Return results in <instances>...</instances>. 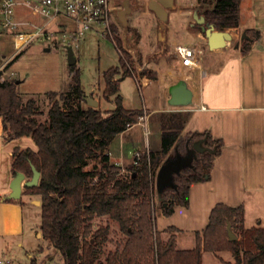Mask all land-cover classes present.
<instances>
[{
  "label": "trees",
  "instance_id": "16d2710c",
  "mask_svg": "<svg viewBox=\"0 0 264 264\" xmlns=\"http://www.w3.org/2000/svg\"><path fill=\"white\" fill-rule=\"evenodd\" d=\"M196 7L201 10L206 28L225 31L240 25L238 0H197ZM191 27L201 32L197 24ZM127 31L134 33L137 42L139 35L129 27ZM242 33L239 47L246 55L260 33L251 28ZM115 41L120 52L119 66L102 72L101 93L105 101L113 103L112 109L83 106L84 93L75 65L70 66L68 90L48 93L46 122L39 121L42 112L33 99L24 102L18 95L15 80L0 81L3 138L11 141L31 137L37 147L36 151L13 148L11 172L12 176L20 172L27 179L32 176L31 166L40 172L38 185L25 188V193L40 196L42 238L59 253L63 264H202L203 252H230L232 261L223 264H264V227L258 224L246 228L242 206L217 203L205 228L195 233L191 249H177L174 234L165 243L161 241L153 223L154 182L164 159L179 141H185L189 148L201 142L204 148L195 154L190 167L174 174L175 188L163 189L161 211L169 217L175 207H188L191 185L208 179L223 141L212 138L209 132L188 133L182 138L190 113L167 112L159 120L158 150L139 152V158L126 168L112 162L109 149L113 140L148 114L122 105L119 81L134 74L135 67L133 56L123 48L118 36ZM145 73L143 70L140 76L145 77ZM148 78L156 79V72H149ZM90 163L92 166L87 168ZM1 200L22 204L20 199L7 196ZM104 216L118 224L126 239L121 249L100 261L98 250L106 242L109 228L94 229L93 220ZM227 226L236 240H228ZM167 229L176 231L174 227ZM29 264L37 261L31 258Z\"/></svg>",
  "mask_w": 264,
  "mask_h": 264
},
{
  "label": "rangeland",
  "instance_id": "374dc122",
  "mask_svg": "<svg viewBox=\"0 0 264 264\" xmlns=\"http://www.w3.org/2000/svg\"><path fill=\"white\" fill-rule=\"evenodd\" d=\"M123 1L111 0L113 11L110 19V32L112 37L97 39L95 31L87 30L76 42L68 37V34L75 28L74 24L67 18H58L57 21L66 26L65 36L62 35V31L56 32L49 46L36 40L18 55L13 48L9 34L0 30V72L2 74L0 81L7 79L18 82L16 84L18 95L24 102L33 99L38 110L42 112L38 117L39 121L46 122L49 108L48 93H64L69 88L71 73L67 48H71L76 59L75 68L80 73L84 95L92 96L99 103L100 109H112L113 103L105 101L101 95L104 85L102 72L110 67L119 66L120 52L115 41V36H118L123 48L133 56L135 67L134 74L119 81L118 93L122 98V105L125 109L148 112V116L141 118L139 120L141 123L128 133L136 137L131 147L134 150L145 148L146 140L150 147L155 145L156 140L158 143L160 140L158 132L161 133L159 120L163 113L162 109L177 108L168 104V98L166 99L168 88L174 75H186L185 70L187 69L179 65L177 67V58L173 52L174 45L197 47L202 50V57H205L210 49L206 45L205 36L201 33L203 38L201 42L197 30L191 27L194 23L192 14L197 0H176V8L174 9L172 5L167 10L169 17L165 21L159 20L148 9V3L151 0H129L131 11L126 16V25H123L117 16L123 8ZM25 15V11L19 9L18 16L23 18L26 17ZM127 27L139 35L137 42H135L134 33L127 31ZM225 31L232 33V30ZM240 40L239 36H236L232 39L233 42L231 41L232 45L236 42L240 43ZM46 48L49 50L46 51ZM137 53L140 55L139 60ZM153 69L157 71V79L148 78L149 72ZM169 69L173 74H168ZM143 70L146 71L145 77L140 76ZM186 77L193 76L188 74ZM145 79L149 80L147 85H144ZM83 106H87L85 102ZM145 131L148 132L147 135ZM15 147L37 150L31 137L8 141L3 138V132L0 134V190L8 191L4 196L10 193V182L13 178L10 153ZM133 153L132 151L128 157L133 158ZM91 166L92 163L87 168ZM158 192L156 182H154L153 223L154 229L160 234L161 241L165 243L173 234V231L166 229L167 226L173 224L181 228L178 234L177 249L191 248L195 233L201 232L208 222L206 206L194 205L190 211L177 209L170 217L162 216V201L156 200ZM20 200L22 204L11 205L9 203L6 205L0 202V205H3L0 207V260L10 259V264H29L30 259L34 258L37 264H63L59 253L41 236V207L40 204H36L37 201L40 202V196L28 195L23 189ZM249 214L253 216V213ZM257 215L259 219H262L261 226L264 227V207L259 209ZM93 225L94 229L99 226L109 228L106 242L99 248L97 254L98 260L104 261L109 253L122 248L126 235L120 231L118 224L107 216L96 217ZM221 256L232 261L230 252H222ZM203 264L220 263L214 259V253L205 252Z\"/></svg>",
  "mask_w": 264,
  "mask_h": 264
},
{
  "label": "crops",
  "instance_id": "0c3cea01",
  "mask_svg": "<svg viewBox=\"0 0 264 264\" xmlns=\"http://www.w3.org/2000/svg\"><path fill=\"white\" fill-rule=\"evenodd\" d=\"M238 3L240 25L232 30V39L236 36L241 38L243 30L247 28L259 31V39L246 55L241 53L239 43L232 45L231 40L224 48L210 49L205 57L201 56L203 52L199 49L201 54L195 67H184L177 59V67L179 65L187 69L186 75H174L169 86L178 80H184L192 91V106L168 107L162 109V112L190 113L182 130V138L188 133L209 132L212 138L223 141L221 153L214 159L208 179L191 185L188 207L177 206L172 215L177 209L190 211L194 205L206 206L207 217L217 203L229 207L242 206L244 226L250 228L261 225L262 219H259L257 212L264 207V0H238ZM173 8H176V0H173ZM168 17L167 11V19ZM197 35L202 42L201 32ZM153 71L157 72L155 69ZM168 74L173 72L169 69ZM188 74L193 77L187 78ZM145 80L144 85H147L149 80ZM140 123L118 135L110 145V160L122 168L132 162L133 158L128 157L132 151L144 152L160 148V140L158 143L156 140L153 147L146 140L145 148L132 150L136 137L128 133ZM144 133L147 135L148 132ZM160 134L158 132L159 139ZM187 149V143L179 141L170 150L165 162L176 156H185ZM162 191L157 193V201H161ZM7 192L0 190V202L15 204L1 200V196L4 197ZM249 213H253V216H249ZM168 227L176 229L173 234L177 248L181 228L173 224L166 229ZM194 246L195 237L191 248ZM221 253L214 254L216 261L220 264L230 261L224 259ZM204 254L205 252L202 253V264Z\"/></svg>",
  "mask_w": 264,
  "mask_h": 264
},
{
  "label": "built area",
  "instance_id": "2783aa9c",
  "mask_svg": "<svg viewBox=\"0 0 264 264\" xmlns=\"http://www.w3.org/2000/svg\"><path fill=\"white\" fill-rule=\"evenodd\" d=\"M19 9L25 11L26 17L18 16ZM112 11L111 0H1L0 30L9 34L13 48L19 54L36 40L49 46L56 32L62 31L65 36L66 26L58 22V18H67L74 24L68 37L76 42L87 30L95 31L97 39L112 37ZM173 52L184 67H195L201 54L199 49L185 45H174ZM139 156V152L133 153V159ZM10 263V260H0V264Z\"/></svg>",
  "mask_w": 264,
  "mask_h": 264
},
{
  "label": "water",
  "instance_id": "95a60500",
  "mask_svg": "<svg viewBox=\"0 0 264 264\" xmlns=\"http://www.w3.org/2000/svg\"><path fill=\"white\" fill-rule=\"evenodd\" d=\"M123 9L117 14L119 21L123 24H127L126 16L131 11L130 1L124 0L122 2ZM173 0H151L148 3V9L154 13V15L161 21L167 19V10L172 7ZM194 23L200 28L201 33L205 36L207 40L208 48L211 50L224 48L232 40V35L227 31H215L212 26L206 28L204 26V18L201 14L199 7L193 10ZM244 34H241L243 39ZM49 48H46L48 51ZM68 50V65L73 66L76 64V59L73 55L71 48ZM18 83V82H17ZM168 104L171 107H187L192 103V91L188 88L184 80H178L175 84L169 86L168 88ZM83 102L89 107L97 108L98 102L93 99L92 96L83 95ZM204 148L201 146V142H196L191 148L187 149L185 156H176L172 160H168L160 166L156 173V186L159 191L163 190L165 187L175 188L172 182V175L179 173L183 168L190 167L196 153H201ZM32 176L30 179H26L24 174L18 172L16 173L10 182V193L7 198L12 200H19L22 195V190L25 188H31L38 185L40 172H38L33 166H31ZM36 204H40L39 201ZM165 206V204H163ZM228 240H236V235L231 231L230 227L227 226Z\"/></svg>",
  "mask_w": 264,
  "mask_h": 264
},
{
  "label": "flooded vegetation",
  "instance_id": "af4514ba",
  "mask_svg": "<svg viewBox=\"0 0 264 264\" xmlns=\"http://www.w3.org/2000/svg\"><path fill=\"white\" fill-rule=\"evenodd\" d=\"M123 6V5H122ZM123 9V8H122Z\"/></svg>",
  "mask_w": 264,
  "mask_h": 264
}]
</instances>
